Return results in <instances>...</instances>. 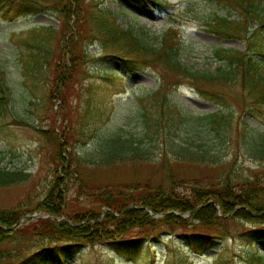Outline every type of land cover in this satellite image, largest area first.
<instances>
[{
	"label": "rangeland",
	"instance_id": "rangeland-1",
	"mask_svg": "<svg viewBox=\"0 0 264 264\" xmlns=\"http://www.w3.org/2000/svg\"><path fill=\"white\" fill-rule=\"evenodd\" d=\"M44 1L46 2L20 13H6L4 9H0V70L4 72L5 85L9 92L7 102L0 108V170H23L30 175L19 185L0 189V216L6 217L7 212L17 210L19 206L25 210L32 209L31 215L35 218L31 221L51 218L52 216L44 215L41 210L36 211L35 207L45 201L48 204L54 202L51 187L56 179V170L60 171L58 166L61 159L64 158L62 163L70 164V168L75 164L73 158H77L78 163L81 162L82 158L90 155L94 144H97L92 141L95 132L99 131L107 136L120 134L136 141L143 140V144L151 149V155L147 160L139 162L125 160L110 164H89L82 161L84 164L77 176L82 179L88 176L89 184L108 187L121 185L129 188L136 180L151 179L153 184L158 181L169 187L170 182L164 176L169 172L179 178L207 180L228 170L232 160L243 170L257 166V163L243 155L241 137L245 124L258 128V133L264 136V108L257 109L256 118L248 115L246 111L251 109L248 108L251 105L250 97L238 81L200 85L201 90H208L210 95L213 94L211 96L218 98L217 101L221 100L235 112L232 141L221 153L222 164L207 167L202 164L174 162L172 157H167L169 149L165 145L163 130H159L158 136L153 138L158 144L157 147H153L155 143L149 144V139L144 141L140 108H137L140 98L163 85L164 93L170 95L177 108L195 117L215 113L219 109L217 102L205 99L201 95L203 91L193 87L184 78L169 73L164 66L130 65L135 69L127 71L123 63L107 56L109 51L100 49L97 40L89 41L83 37V41H74L70 39L71 33L68 31L71 29L72 34H75L76 27L82 26L87 33L89 28H94L89 20H94L98 14L102 16L107 13L114 16L120 28L131 31L140 41L158 48L160 36L169 27H175L181 38L178 52L180 62L200 72H214L224 67L222 62L213 57L216 48L242 53L247 52V44L239 38L210 33L204 22L213 15L224 17L231 13L232 19L243 23L241 18L244 14L240 10L229 8L227 11L221 3L208 0H83L80 3L77 0L75 4L71 0L70 8L59 12L55 9V0ZM257 27L256 23H250L249 29L259 32L255 33L254 39L264 40V31ZM40 28L51 30L53 39L51 36V40L42 38L46 36H43L44 30ZM246 37H251L248 31ZM37 40H41L52 51L51 66L60 64L64 68L61 72L63 82L57 81L55 84L54 78L53 83L52 70L49 78L41 79L34 86L25 77L24 64L29 63L37 51L42 53L33 45ZM83 51L86 55L84 59L81 57ZM74 57L81 59L76 62ZM261 60L264 63L263 57ZM55 72L57 76L59 69ZM58 91H66L69 95L65 106L55 98ZM48 93L50 98L44 103V95ZM31 100L38 102V107L36 105L35 108H30ZM90 100H97L99 105V111L94 114L98 117L97 125L91 128L89 120L85 119ZM62 108H69L67 113L71 117V125L66 119L62 122L59 119ZM54 122L56 128L69 130L76 137L77 143H73V137L71 139L68 155L58 150L56 144L49 140H54L50 133ZM183 137L190 144L198 145L191 138ZM158 138L156 142L155 139ZM58 151L60 157L57 155ZM70 174L72 182L77 181L78 177L73 172ZM173 191L181 196L185 195L183 187L174 188ZM81 196L75 183L71 185L70 182L65 200H73L77 207L92 202L89 197L83 194ZM228 227L225 233H211L215 237L212 240L213 247L203 255L194 253L181 238L182 235L192 234L190 229L173 231L171 227L161 226L150 235L153 238L144 239L138 249L130 254H119L107 244H82L73 248L65 242L61 243L62 248L58 250L59 259L47 260V264H79L81 260L86 264H246L245 256L248 252L258 251L264 256V242L248 236V232L254 228L264 230V223L252 225L235 220ZM46 243L47 240L39 237L22 238L11 235L0 246L4 251L0 253V264H16L26 254L45 248ZM217 255L221 256V261L214 262Z\"/></svg>",
	"mask_w": 264,
	"mask_h": 264
},
{
	"label": "trees",
	"instance_id": "trees-1",
	"mask_svg": "<svg viewBox=\"0 0 264 264\" xmlns=\"http://www.w3.org/2000/svg\"><path fill=\"white\" fill-rule=\"evenodd\" d=\"M70 1L55 0L56 11L60 12L63 9L65 12L70 8ZM76 1L73 0L74 4ZM82 1L80 0L79 3ZM208 1L221 3L227 11L229 8L240 10L244 14V17L241 18L244 24L239 20L232 19L233 14L231 13L224 17L213 15L204 22L207 31L223 37L239 38L247 44V52L242 53L216 48L213 57L216 61L222 62L224 67L214 72H200L186 67L180 62L178 52L181 38L175 27H169L160 36L158 48L140 41L133 36L131 31L120 28L116 24L114 16L107 13L102 16L98 14L94 20H89V23H93L94 28H89L87 33L84 32L82 26L76 27L75 34H72L71 29L68 31L71 33L70 39L74 41L75 39L83 41L85 39L83 37L89 41L97 40L100 49L105 52L109 51L107 56L123 63L127 71L135 69L130 65L164 66L169 73L184 78L193 87L203 91L201 95L205 99L216 101L219 110L205 117H195L177 108L171 101L170 95L164 93L162 85L160 89L141 97L137 107L140 108L139 113L145 133L144 141L149 139V144L155 143L153 138L158 136L159 130H163L165 145L169 149L167 157H172L174 162L215 167L222 164L221 153L225 150V146L232 141L235 112L225 106L221 100L217 101L218 98L211 96L213 94L210 95L208 90H201L200 85L216 82L227 84L238 81L243 91L250 97L249 105H251L248 108L251 109L246 111L248 115L256 118L257 109L264 108V63L261 60L262 57L264 58V40L254 39L257 31L249 29L250 23H256L257 28L264 31V0ZM45 2L44 0H0V9H4L6 13H20ZM40 29L44 30L43 36L47 37L42 38L51 40L53 35L50 33L52 31L45 28ZM247 31L251 36L249 38L246 37ZM33 45L42 53L37 51L33 54L30 62L24 64L23 68L24 75L32 83V86L39 83L41 79L44 80L45 77L49 78L51 70L53 83L54 78L55 84L57 81L63 82L61 72L64 71V68L62 69L60 64L51 66L52 51H49L41 40L35 41ZM82 54L81 57L84 59L85 52L83 51ZM80 59L75 58L76 62ZM57 69H59V73L56 76ZM47 73L48 75H46ZM114 75L117 76V73ZM0 94V108H2L4 102L8 100L9 92L5 85L4 72L1 70ZM68 97L66 91H58L55 95V98L61 101L64 106ZM49 98L50 94H45L44 103ZM38 105V102L33 100L29 103L30 108L38 107ZM98 107L97 100H90L87 104L85 119L89 120L90 128L97 125L98 117L94 114L99 111ZM68 110L69 108H62L59 119L61 122L66 119L71 125ZM199 121L204 123L198 124ZM55 123L50 128L54 140L47 137L56 144L58 150H62L68 155V149H71L69 148L72 143L71 139L73 137V143H77L76 137L74 134L72 136L69 130L56 128ZM34 129L37 131L36 128ZM258 131V128H252L245 124L241 137L243 155L257 163L255 168L243 170L236 166L235 160H232L228 170L223 171L215 178L207 180L179 178L172 174L173 172H169L164 175L170 182L169 187L158 181L153 184L149 179L147 181L136 180L129 188L121 185L108 187L107 185L89 184L88 176H84L82 179L77 175L81 172L83 162L89 164H91L90 162L92 164L94 162L110 164L125 160L139 162L150 157L151 149L143 144V140L136 141L120 134L107 136L100 134V131L95 132L92 142H97V144H94L89 156H86L85 159L82 158L83 162L78 163V159L73 158L75 164L70 168V164L62 163L64 158L61 159L58 166L60 171L56 170V179L51 187V196H53L54 202L48 204L45 201L35 207L36 211L41 210L44 215H50L55 219L51 217L41 221L27 220L20 227L11 230L10 228L22 217L33 213L32 209L25 210L18 206L17 210L7 212L6 217L0 216V246L14 234L22 238L39 237L42 240H47L45 248L42 247L26 254L16 264H47V260L57 261L59 259L58 250L62 248L61 243L65 242L71 244L73 248L82 246V244H107L117 253L126 255L138 249L144 239L153 238L150 235L158 231L159 227L167 226L171 227L173 231L190 229L193 233L182 235L181 238L194 253L203 255L213 247L212 240L215 237L211 233H225L228 231L230 222L236 220L252 225L253 223H264V136L260 135ZM238 132L240 131L238 130ZM183 136L191 138V141L193 140L198 145L190 144L188 139H184ZM191 136H195V138ZM158 140L159 138L155 139L156 142ZM157 145L155 143L153 147H157ZM57 155L60 157L59 151ZM71 172L78 177L77 181L72 182L69 178ZM29 176L23 170L14 172L0 170V189L19 185ZM70 182L71 185L75 183L80 197L83 194L92 199V202L77 207L73 200H65ZM179 187L185 189L184 196L173 191L174 188ZM86 197L84 199H87ZM146 209L152 215H164L153 218ZM174 213L191 214L189 217L183 218L174 215ZM248 233L251 239L264 242V230L254 228ZM0 253H4L1 247ZM220 258L221 256L217 255L214 257V262L221 261ZM245 259L246 264H264V256L258 251L248 252ZM79 264L86 263L81 260ZM98 264L105 263L99 262Z\"/></svg>",
	"mask_w": 264,
	"mask_h": 264
},
{
	"label": "water",
	"instance_id": "water-1",
	"mask_svg": "<svg viewBox=\"0 0 264 264\" xmlns=\"http://www.w3.org/2000/svg\"><path fill=\"white\" fill-rule=\"evenodd\" d=\"M27 218H31V217L27 216V217L23 218L22 220L27 219Z\"/></svg>",
	"mask_w": 264,
	"mask_h": 264
}]
</instances>
